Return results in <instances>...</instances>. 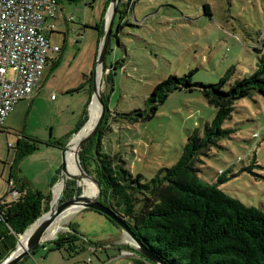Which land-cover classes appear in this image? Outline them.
Listing matches in <instances>:
<instances>
[{"label": "rangeland", "instance_id": "obj_1", "mask_svg": "<svg viewBox=\"0 0 264 264\" xmlns=\"http://www.w3.org/2000/svg\"><path fill=\"white\" fill-rule=\"evenodd\" d=\"M109 1L57 0L56 14L58 5L63 3L68 7L66 16L73 15L74 18L65 26H60L58 19L52 20L56 30L46 34L50 43L60 46L61 51H50L48 57L60 55V59L52 69L51 60L45 64L30 96L34 98L31 106L27 108L30 100L19 101L1 124L0 171L1 167L7 169L13 159L18 135L49 137L51 133L70 131L75 121L74 112L82 111L87 99L89 84L74 92L66 90L81 84L83 74L91 78L97 72L90 57L98 37L95 24L100 25L103 7H107ZM124 1H128L126 7L133 11L129 8L123 18L118 12L114 14L103 60L109 68L103 71L100 66L99 91L108 96L106 105L111 117H115L114 112L133 109L148 112L152 88L170 74L182 76L192 72V81L216 83L232 67L229 85L235 79L251 75L257 68L259 54L254 47H262L264 39V0H132L131 5L129 0H121ZM108 19L106 13L102 20L106 23ZM49 22H43L45 29ZM51 94L55 97L51 98ZM233 105L230 117L222 125L232 132L199 156L198 172L201 178L211 183L218 175L226 176L220 188L242 203L264 211V96L252 91ZM214 113L215 108L199 91L176 89L168 94L148 120L128 123L119 117L112 119L110 129L103 136V144L107 152L121 154L132 175L140 173L142 180L147 181L160 168L176 162L187 136L194 130L202 133ZM89 119L88 111V122ZM83 131L84 127L78 133ZM75 152L80 164L79 151ZM22 160L17 161V165ZM61 163L60 153L56 182L50 190L48 185H37L44 194H50L49 205L53 203V186L62 183ZM21 166L28 174L37 168L30 161L22 162ZM82 170L89 174L83 167ZM74 179L76 186H80ZM2 182L4 177L0 176V187ZM67 185L72 187L75 183L67 181L61 194ZM4 186L3 183L2 190ZM81 187L76 190V195L83 192L84 186ZM1 195L2 198L5 196L4 190ZM96 196L100 201L98 188ZM9 198L10 195L5 200ZM59 198L61 200L62 195ZM71 213L62 218L63 226L53 238L47 239L18 264H131L132 257L139 255L131 247L127 235L104 215L88 208ZM76 225L75 231L82 237L64 241L57 247L56 238L60 234H70L74 229L71 227ZM110 229H117L119 235ZM9 231L13 233L11 229ZM122 236L124 245L118 240Z\"/></svg>", "mask_w": 264, "mask_h": 264}, {"label": "trees", "instance_id": "obj_2", "mask_svg": "<svg viewBox=\"0 0 264 264\" xmlns=\"http://www.w3.org/2000/svg\"><path fill=\"white\" fill-rule=\"evenodd\" d=\"M129 1L131 5L132 0ZM126 6L128 7V1L118 0L115 14L118 12L123 18L130 8ZM130 10L133 11L132 8ZM95 26L98 35L103 34V26ZM120 26L121 24L118 28ZM261 45L262 47H254V51L259 54L254 72L235 79L229 85L227 83L232 67L216 83L192 81V72L182 76L168 75L152 88L148 97L151 104L148 112L133 109L129 112H114L115 117H111L106 105L108 96L101 93L104 104L103 119L95 135L80 146V165L98 183L100 201L122 218L140 241L165 264H264V211L242 203L220 188V184L226 181V176L218 175L214 183L201 178L196 165L201 154L217 145L221 137L232 132V129L223 128L222 125L230 117L234 102L250 95L252 91L264 96V39ZM59 49L58 52L61 51L60 46ZM59 59L60 55L56 58L48 57L46 63L51 60L52 69ZM108 68L103 61V71ZM176 89L199 91L208 104L215 108L214 116L205 123L202 133L194 130L187 136L181 154L174 164L160 168L152 178L143 181L140 173L132 175L126 169L119 152L105 150L103 136L110 129L111 120H116L117 117L128 123L150 119L168 94ZM89 101L90 98L74 132L87 120L86 107ZM67 142L53 138L42 140L23 133L18 135L14 147L15 158L10 164L9 180L17 169V161L38 149L40 145L62 149ZM67 174L69 177L63 183L52 188L53 204H56L67 181L76 184L74 175ZM70 187H65L61 200L82 189L79 185ZM14 190L17 191L14 200H5L11 193L10 189L0 199L3 203L0 226L7 233L0 234V261L14 248L18 237L28 226L48 210L50 201L49 193L42 194L38 190H32L23 182H19ZM94 211L116 224L105 214ZM9 228L13 233H10ZM75 232L73 229L72 233ZM68 235L69 237H63L60 234L56 238L57 247L64 241L79 239L74 234ZM131 260V264H153L140 255L132 257Z\"/></svg>", "mask_w": 264, "mask_h": 264}, {"label": "built area", "instance_id": "obj_3", "mask_svg": "<svg viewBox=\"0 0 264 264\" xmlns=\"http://www.w3.org/2000/svg\"><path fill=\"white\" fill-rule=\"evenodd\" d=\"M56 12L57 0H0V125L18 101L31 96L48 53L60 50L43 31L45 20H50L47 28H55ZM14 189L9 201L17 195Z\"/></svg>", "mask_w": 264, "mask_h": 264}, {"label": "water", "instance_id": "obj_4", "mask_svg": "<svg viewBox=\"0 0 264 264\" xmlns=\"http://www.w3.org/2000/svg\"><path fill=\"white\" fill-rule=\"evenodd\" d=\"M117 5V0H110L106 13L108 9H112L110 13V18L105 24V28L100 40V44L98 47L96 59H95V69L99 65L101 66L104 60V56L109 44L110 34H111V27H112V20L115 14V8ZM96 94V98L98 103L100 104V112L92 126V128L79 140L76 142V148L79 151V148L82 144L87 142L92 136L95 135L99 125L102 122L103 114H104V104L101 97V93L98 90V86L96 84V77L95 72L92 77V85H91V97L90 101L86 107L87 113H88V106L93 98V95ZM88 118V117H87ZM87 122V120L84 122V124ZM83 124V125H84ZM83 127V126H82ZM81 130V129H80ZM79 130V131H80ZM78 131V132H79ZM77 132V133H78ZM71 139L64 145V147L61 149V171H64L65 168V151L67 150ZM78 165H80L78 163ZM81 167V166H80ZM90 176L89 174H87ZM92 180L96 183V186L100 192V188L96 180L90 176ZM71 179V178H70ZM74 180V179H71ZM75 181V180H74ZM76 186V184H75ZM76 190V189H75ZM62 195V194H61ZM99 195V194H98ZM56 204L50 203L49 209L44 212L40 217H38L33 223H35V227L32 229V231L29 233L25 246L23 249L18 250V239L20 236H22L27 229L33 224L31 223L28 228L24 231L23 234H21L17 242L14 246V248L0 261V264H17L21 259H23L25 256L31 254L39 245L43 244L46 239L43 238L46 230L48 227L53 223L55 218L59 216L62 212H64L66 209L69 208H76L75 210L79 209H93L96 211H99L103 214H105L107 217H109L111 220H113L118 227L122 230L123 233L127 235L129 240L131 241V247L134 249L135 252H137L141 257L145 258L146 260H149L153 264H165L160 258H158L155 254H153L148 247H146L140 239L135 235V233L131 230L129 225L120 218L114 211H112L108 206L104 205L101 201H99L98 196L96 197H87L82 194L76 195V192L74 194L66 199L60 200V198L57 200ZM78 237H82V235L78 232H75Z\"/></svg>", "mask_w": 264, "mask_h": 264}, {"label": "crops", "instance_id": "obj_5", "mask_svg": "<svg viewBox=\"0 0 264 264\" xmlns=\"http://www.w3.org/2000/svg\"><path fill=\"white\" fill-rule=\"evenodd\" d=\"M59 1L60 0H58V2ZM105 7H103V10L105 9ZM107 7L105 9V12L102 10V13H101L100 25L103 26V23H104L103 31H104V28H105V24L106 23H105V20L103 22L102 17H103V19L106 18V10H107ZM67 8H68L67 5H65L63 3H60L58 5V15L56 16L55 19H58V22L60 23V26H65L68 20L69 21H72L73 18H74L73 15H70L69 17L66 16V12H67L66 10H67ZM48 24H47V26H48ZM55 30H56V24H55V28L53 30H50L47 27L45 29L44 26H43V31L45 32V34L48 31L49 32H53ZM46 36H47V34H46ZM63 36H64V34H63ZM101 37H102V34L98 35L97 40L95 41L94 47H93L92 52H91V56L90 57H91V59H92L93 62H95V59H96V55H97V51H98V47H99V44H100ZM47 38H48V36H47ZM63 39L65 41L66 40V37L63 38ZM48 40H49V38H48ZM49 42H50V40H49ZM53 45H55V44H53ZM53 55H54V53H53ZM51 57H54V56H51ZM84 75L86 76V78H84ZM90 75L91 74L89 73V76ZM83 78H84L83 82H81V84H79L77 87H74L72 89H67L66 90V92H74V91L79 90L80 88H83L86 84H89V92H88L87 99L83 103L82 111H80L78 113H75L74 112V119H75V121H74V124L72 123V125L70 126V129H69L70 131H68V133H59V134L51 133V136L49 135V137H39V136H36V135H35V137H37L39 139H42V140H47V139L53 138L55 140H60V141H69L70 139L72 140V137L80 129L82 130L83 127L85 128V126H86V124H87L88 121L84 125H82L83 127L81 126L78 129L77 132H74V130H76L75 129V126L77 125L78 121L82 117V113H83V111L85 109V106L87 104V101L89 100V98L91 96L92 77L91 78H87V74H83ZM38 82H39V80H38ZM38 82H37V84H38ZM37 84L34 86L33 91H34L35 87L37 86ZM33 91H32V93H33ZM27 100H30V103H28V105H27V108H29L31 106L34 98L33 97H29V98H27ZM20 101H22V100H20ZM17 103H16V105H17ZM15 106L13 107V109L15 108ZM88 111L90 112L89 107H88ZM7 117L4 119V121L2 122V124L5 122V120L7 119ZM87 117H88V113H87ZM0 128H1V125H0ZM60 153H61V148H57V147H54V146H48V145H44V144L40 145L38 147V149H36L32 153H29V154L25 155L22 158L23 160L21 159L22 161H20V164L17 165V169H16L14 175L11 177V180H9V178H10V169H11V165L10 164H11V162L15 158V152H14V156H13L12 161L9 163V167L7 169H5V167H1L0 176L1 177H4V182H2V185L0 187V190H2V186H3V183H4L5 189L3 188V190H4L5 194L8 192L9 188H8L7 180H9V181H11L9 184L12 183V186H10V189L17 188L19 186V182L20 183L23 182V183L26 184V186L30 187L32 190H38V191L42 192V194H44L43 191H41L37 187V185L38 184L48 185L49 190H50V188L53 185V183L56 182L55 180H56V176H57L58 170H59L58 165H59V162H60ZM6 160H8V157L6 158ZM29 161H30V164H33L34 163L37 168L36 169H33V170H30V172L28 174V173L22 171L21 163L22 162H29ZM6 162H5L4 166L7 164ZM54 171H55V173H53ZM66 173H69V172L66 170ZM39 181H41V182H39ZM3 190L1 192H3ZM1 192H0V194H1ZM1 198H2V195L0 196V199ZM9 200H10V198L8 199V201ZM70 224H71V222H70ZM71 228H74V230H76L78 228V226L77 225L76 226H72ZM4 230H5V228L2 227V226H0V234H3V231ZM110 230H111V232L113 234L119 235V232H118L117 229L116 230L110 229ZM70 231H69L70 234H73L72 233L73 231L72 230H70ZM74 235H76V233H74ZM66 236L69 237L68 234H64L63 237H66ZM120 239H118L119 240V244L124 245V244H122V243L125 242L124 241V237L122 236ZM0 245H1V243H0ZM118 246L121 247L120 245H118ZM120 250H121V248H120Z\"/></svg>", "mask_w": 264, "mask_h": 264}, {"label": "bare ground", "instance_id": "obj_6", "mask_svg": "<svg viewBox=\"0 0 264 264\" xmlns=\"http://www.w3.org/2000/svg\"><path fill=\"white\" fill-rule=\"evenodd\" d=\"M111 10L112 9L110 8L107 11V15H108L109 18H110ZM96 69H97V72L95 74V77L97 79L96 80V84L98 86V90H100V88H99L100 66L98 65L96 67ZM89 105H90V108H89V110H90V119H89V122L87 124V127H88L87 129L88 130L84 128L85 132L84 131L81 132L74 139H72L70 141V144H69L67 150L65 151V168H64V171L62 172L61 181L63 183L66 180V178L69 177L68 174L66 173V170H67L69 173L74 175V177H76V180H78V183L80 184V186L81 185L84 186V190H82L83 192L81 193L82 195L87 196V197H95L97 195L96 185H95L94 181L92 180V178L90 176H88L87 173H85L82 170V167H80V165H78L77 154L75 152V150H77L76 142L79 140V138H81V136L86 134L92 128L93 123L95 122V120H96V118H97V116H98V114L100 112V104L97 101L96 94L93 95L92 101L90 102ZM70 177L72 178L73 176H70ZM75 209L76 208L66 209L59 216H57L55 218V220L53 221V223L46 230L43 238L46 239V240L53 238L56 235V233L63 226V225H61L62 218L64 216H66L67 214L69 215V213H71V212L73 213L74 211H76ZM72 213H71V215H72ZM34 227H35V223H33L27 229V231L22 236L19 237V239H18V250H21V249L24 248L26 239H27L29 233L32 231V229Z\"/></svg>", "mask_w": 264, "mask_h": 264}]
</instances>
